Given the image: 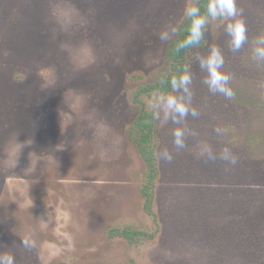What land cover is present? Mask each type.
<instances>
[{"label": "rangeland", "instance_id": "374dc122", "mask_svg": "<svg viewBox=\"0 0 264 264\" xmlns=\"http://www.w3.org/2000/svg\"><path fill=\"white\" fill-rule=\"evenodd\" d=\"M202 1L0 0V254L15 264H264V143L252 141L264 135V61L254 52L264 0H237L247 28L239 52L232 18H208L188 67L196 117L174 124L153 106L174 92L140 91L174 69L168 46ZM212 46L232 99L209 91L195 60ZM134 72L142 77L128 79ZM142 109L156 127L155 217L128 135ZM225 148L235 163L220 159ZM125 228L151 236L129 243L115 232Z\"/></svg>", "mask_w": 264, "mask_h": 264}, {"label": "clouds", "instance_id": "9594fccd", "mask_svg": "<svg viewBox=\"0 0 264 264\" xmlns=\"http://www.w3.org/2000/svg\"><path fill=\"white\" fill-rule=\"evenodd\" d=\"M185 15L191 20L188 34L179 44L180 48L195 47L200 44L204 33L207 31L208 18H232V22L226 25L227 34L231 37L230 48L233 52H239L247 42V28L242 16L243 13L237 8V0H208L207 14H201L198 6H190L185 9ZM175 32V29H172ZM170 33L164 31L160 34L162 41L169 39ZM257 46L254 50L255 58L264 61V38L257 41ZM201 70L207 73V79L204 83L207 85L212 94H220L228 99H232L234 92L229 86L232 77L226 71H223L225 59L219 47L212 46L206 57L196 56ZM193 76L190 69H185L178 78L171 80V88L173 95L160 96L157 98L158 103L153 105L163 110L165 119H171L174 124H180L189 115L196 117L198 115L195 108L191 107L192 84ZM220 132V129H217ZM174 143L177 148L184 147L185 130L177 128L173 132ZM165 160L171 161V154L165 150L160 153ZM209 159L216 157L209 151ZM220 159L235 163L231 157L229 149L225 148L220 154ZM25 247H28V241H22ZM0 264H15V258L11 254H0Z\"/></svg>", "mask_w": 264, "mask_h": 264}, {"label": "trees", "instance_id": "16d2710c", "mask_svg": "<svg viewBox=\"0 0 264 264\" xmlns=\"http://www.w3.org/2000/svg\"><path fill=\"white\" fill-rule=\"evenodd\" d=\"M203 3H208V0H203L201 3H198L201 13L206 12V7ZM190 24L191 20L186 21L180 29L178 37L168 46L167 60L170 64H172L174 69L166 74H160L152 84L142 87L140 91L144 93L156 91L163 95L173 93L171 80L173 78H178L185 69H188L192 58L191 51L193 47H179V44L183 42L188 34ZM141 77L142 74L139 72H134L128 75V79L130 80H136ZM128 135L137 148L145 166L144 181L141 187V194L144 201L143 208L147 214L155 217L153 212V189L155 179L158 176V165L156 160V127L153 116L142 109L129 127ZM252 141L261 145L264 143V135L258 134V137H255L254 139L252 138ZM258 218L264 220V217L262 216H258ZM115 232L127 239L129 243H132L137 239H141V237L151 236V234L142 230H131L127 228L116 230ZM257 247V256L260 257L261 255H264V247L259 244Z\"/></svg>", "mask_w": 264, "mask_h": 264}, {"label": "flooded vegetation", "instance_id": "af4514ba", "mask_svg": "<svg viewBox=\"0 0 264 264\" xmlns=\"http://www.w3.org/2000/svg\"><path fill=\"white\" fill-rule=\"evenodd\" d=\"M142 187V186H141ZM112 235V234H111ZM121 236V235H120ZM127 240V239H126Z\"/></svg>", "mask_w": 264, "mask_h": 264}]
</instances>
